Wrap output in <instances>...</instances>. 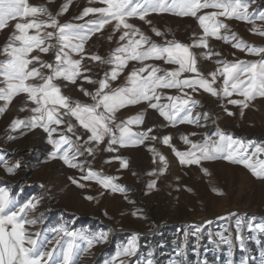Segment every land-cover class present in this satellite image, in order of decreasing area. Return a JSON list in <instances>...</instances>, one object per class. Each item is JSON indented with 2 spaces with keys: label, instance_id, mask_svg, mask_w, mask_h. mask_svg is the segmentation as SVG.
Returning <instances> with one entry per match:
<instances>
[{
  "label": "rangeland",
  "instance_id": "obj_1",
  "mask_svg": "<svg viewBox=\"0 0 264 264\" xmlns=\"http://www.w3.org/2000/svg\"><path fill=\"white\" fill-rule=\"evenodd\" d=\"M66 2L68 0H29L33 5L46 6L53 15ZM90 6L99 5L89 4V0H71L68 10L58 17L59 22L84 24L94 19L91 14L83 20L77 19L83 9ZM249 11L257 14L264 12V0H255ZM147 19L152 21L151 25L136 18L129 22L158 44L172 39L192 44L193 39H198L202 34L198 22L192 17L153 13ZM225 22L231 32H235L244 41L264 46V37L254 35L250 31L252 24L235 19ZM14 23L10 22L8 27L0 31V48L8 42ZM256 26L264 28V21L256 20ZM152 27L159 29L164 35L156 36L151 30ZM112 30L113 25H107L102 32L94 34L85 44V52L107 59L121 43L120 32L113 34ZM231 32L221 30L222 35H231ZM109 35L113 37L111 41L108 39ZM209 50L220 55L206 59L204 53ZM192 51L197 56L198 67L205 75L218 67L217 60L233 62L260 59L259 56L248 55L233 48L231 43L211 37L209 49L197 47ZM40 55L45 61L54 60V51ZM0 59L4 57L0 56ZM147 63L162 69L176 67L163 61ZM83 64L91 68V72L86 75L96 81L102 79L104 73L112 67L89 59H85ZM132 67L140 65L130 62L118 79L110 82L112 88L125 84L126 76ZM221 81L222 78L215 86L219 87ZM57 83L64 95L86 104L93 101L79 88L94 92L98 87V84H89L82 78L78 79L76 84L63 80ZM159 91L165 97L181 95L177 89ZM192 98L199 101L192 109L193 116L200 114L197 124L177 122L173 125L157 110L148 108L146 103L119 110L116 113L117 122L144 113L142 124L130 125L132 131L145 132L152 129L149 136L157 137L155 140H145L137 146L113 145L115 151H106L107 138L99 145H85L88 133L77 127L76 135L82 137L78 144L82 145L80 151L83 155H79L76 162L83 165L84 170L81 171L80 168L68 167L59 158L49 157L53 150L52 145L47 142V134L41 128L11 131L9 126L13 119L24 120L32 115L28 110L21 111V108L34 106L25 105L26 98L23 95L18 96L7 111L0 115V161H7L10 165L19 161L20 167L14 174H8L0 166V187L8 188L10 195L20 203L34 198L39 200L36 209L29 213L30 217L37 218V223L31 226L29 231L41 232L42 237L46 236L53 242L56 233L52 229L60 226L67 227L69 231L84 232L86 235L106 233L107 240L95 243L88 252L81 253L78 264H108L117 250L134 234L138 235L136 255L121 257L127 264H146L149 259L153 264H242L244 260H247L248 264H260L264 258V232L254 229L255 225L264 224V180L254 177L242 165L224 159L201 161L200 165H181L172 147L179 151H188L190 145L184 142L183 136H187L193 143H199L205 137L215 139L218 129L252 145H264V97L253 100L248 108L243 109V115L239 105L228 103L229 98L213 97L203 90L192 93ZM231 99L242 97L233 95ZM2 103L0 102V105ZM160 103L166 104L168 101L162 99ZM225 108L234 115H228ZM204 113L208 115L205 117ZM73 123H76L74 119ZM64 127L61 125L60 129L63 130ZM193 133L195 135H192ZM68 135L72 136L71 133ZM10 136L15 139L10 140ZM164 136L171 137V146L162 142ZM72 139L75 141L76 137L72 136ZM86 147L94 149L92 155L84 150ZM153 148L156 153L166 158L167 168L162 175L159 170L164 164L158 155L150 151ZM115 157L125 158L128 166L121 167L120 161ZM260 158L264 159V155ZM89 168L101 175L115 177L114 182L123 188V191L112 192L102 188L95 181L80 180ZM202 169H207L210 175H206ZM153 172L157 174L152 175ZM69 177L80 180V183L86 186L78 187ZM152 181L156 182L155 187L149 188L148 185ZM213 189L223 194L220 195ZM87 196L94 199L88 200L85 198ZM218 234L228 237L231 243H220ZM240 238L243 239V247ZM77 242L81 247H86L84 241Z\"/></svg>",
  "mask_w": 264,
  "mask_h": 264
},
{
  "label": "snow or ice",
  "instance_id": "obj_2",
  "mask_svg": "<svg viewBox=\"0 0 264 264\" xmlns=\"http://www.w3.org/2000/svg\"><path fill=\"white\" fill-rule=\"evenodd\" d=\"M254 2L255 0H89V4L99 6L85 7L77 19L83 20L90 14L94 19L84 24H61L58 17L68 10L71 0L64 3L55 15L46 6L33 5L29 0H0V31L8 27L10 22H15L8 42L0 48V56L4 57L0 59V102H3L0 105V115L7 111L16 97L23 95L26 98L25 105L34 106L21 108V111L28 110L32 115L24 120L13 119L9 126L11 131L41 128L47 134V142L52 145L53 150L49 157L59 158L68 167L80 168L81 171L84 170L83 165L76 162L77 157L83 155L80 151L82 145L78 144L82 137L76 135L77 127L88 133L85 145H99L107 138L108 147L105 150L110 152L115 151L113 145L137 146L145 140L157 139L155 136H149L152 129L145 132L132 131L130 125L142 124L144 113L117 122L116 113L125 107L146 103L148 108L157 110L173 125L177 122L197 124L200 114L193 116L192 109L199 101L192 98V93L203 90L213 97L229 98L228 103L239 105L243 115V109L248 108L253 100L264 97V46L244 41L235 32H231L225 21L235 19L252 24V34L264 37V28L256 26V20L264 21V12L257 14L249 11ZM153 13L192 17L198 22L202 34L198 39L194 38L192 44H184L175 39L158 44L129 22L136 18L151 25L152 21L147 17ZM107 25H113V34L120 32L121 43L107 59L98 54L88 55L85 52V44ZM151 30L158 37L164 35L155 27ZM221 30L231 32V35H222ZM210 37L231 43L233 48L248 55L259 56L260 59L233 62L217 60L218 67L205 75L198 67L197 56L192 49H209ZM112 38V35L108 36L109 41ZM52 51V62L41 58L40 54ZM214 55L219 56L220 53L209 50L204 53V58L211 59ZM85 59L111 65V70L105 72L102 79L93 80L91 76L86 75L91 72V68L84 66ZM148 61H163L176 67L162 69L147 63ZM130 62H135L140 67L131 68L123 86L112 88L110 82L116 81ZM81 78L89 84H98L94 92L79 88L93 103L73 100L63 94L61 86L57 83L63 80L76 84ZM221 78L219 87H216ZM161 89H177L181 95L165 97L159 91ZM185 89L191 91L185 92ZM233 95L242 99H231ZM162 99H167L168 103L161 104ZM225 111L230 116L234 115L227 108ZM203 115L206 117L208 113ZM73 119L76 123H73ZM61 125L65 126L63 130L60 129ZM68 133L75 136L76 140L73 141ZM9 139L15 137L10 136ZM182 139L190 145L188 151H179L172 147L181 165H200L201 161L224 159L242 165L254 177L264 180V159L260 158L264 155V145H252L219 129L215 139L205 137L199 143H193L187 136ZM170 140V136L162 138V142L169 146ZM65 145L68 147L65 148ZM84 150L89 155L94 152L92 147H86ZM150 151L158 155L164 164L159 170L162 175L167 168L166 158L156 153L154 148ZM115 159L120 161L121 167L128 166L125 158ZM0 166L8 174H14L20 167V162L10 165L7 161H0ZM202 170L206 175H210L207 169ZM115 179L101 175L91 168L80 177V180L95 181L102 188L112 192H122L123 188L114 182ZM69 180L80 188L86 186L73 177H69ZM155 183L152 181L148 187L154 188ZM85 198L94 199L91 196ZM38 203L39 200L35 198L20 203L10 195L8 188L0 187V264H78L81 253L88 252L95 243L107 240L106 233L86 235L84 232L69 231L65 226L52 229L56 233L54 242L46 236L42 237L41 232L29 231L30 227L37 223V218L30 217L29 213L36 209ZM254 230L264 232V224L255 225ZM218 235L220 243H231L228 237ZM137 240L138 235L134 234L117 250L108 264H127L121 257L136 255ZM77 241H84L86 247H81ZM240 243L243 247L242 238ZM146 264H153V261L149 259ZM242 264H248V261L244 260ZM260 264H264V258Z\"/></svg>",
  "mask_w": 264,
  "mask_h": 264
},
{
  "label": "bare ground",
  "instance_id": "obj_3",
  "mask_svg": "<svg viewBox=\"0 0 264 264\" xmlns=\"http://www.w3.org/2000/svg\"><path fill=\"white\" fill-rule=\"evenodd\" d=\"M15 108H16V106H15ZM14 107H13V109H15Z\"/></svg>",
  "mask_w": 264,
  "mask_h": 264
}]
</instances>
